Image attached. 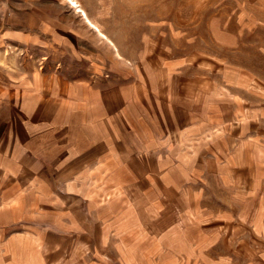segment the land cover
<instances>
[{
    "label": "crops",
    "instance_id": "crops-1",
    "mask_svg": "<svg viewBox=\"0 0 264 264\" xmlns=\"http://www.w3.org/2000/svg\"><path fill=\"white\" fill-rule=\"evenodd\" d=\"M71 2L80 7L75 0H0V250L11 251L9 258L0 257V264H99L80 261L85 244L100 264H106L102 233L96 236L91 229L84 230L89 242L81 236L66 242L60 227L67 212L79 216L88 185L109 184L116 177L114 171L127 172L135 163L154 169L170 163L169 200L186 201L177 182L185 187L202 180L214 166L209 163L230 168L228 138L250 141L264 134L254 125L253 115L247 127L209 129L211 119H218L214 113H208L209 120L206 116L217 103L210 75L181 79L179 88L153 84L147 94L148 79L115 86L92 79L108 71L118 73L110 69L121 67L100 55L89 37L71 28L63 14L67 3L74 8ZM78 12L86 25L96 28L84 10ZM78 73L86 76L70 77ZM158 121L165 127L162 132L156 130ZM238 143L234 159L242 154ZM164 152L168 157L154 161L146 157ZM234 159L233 169L239 172L233 178L230 209L220 205L216 209L220 207L221 214L203 215L224 214L237 221L217 228L211 237L205 229L202 233L207 236L200 243L204 248L233 244L231 249L225 247V253L217 249L216 264H240L245 257L246 264H264V179L249 171L257 164L250 168L246 158L238 163ZM243 196L249 208L239 203ZM48 208L55 210L54 215H44ZM43 219L48 222L44 232ZM31 224L36 225L28 228ZM19 225L24 226L14 230ZM75 226L80 231L79 221ZM169 229L174 233L176 227ZM225 230L229 235L221 236Z\"/></svg>",
    "mask_w": 264,
    "mask_h": 264
},
{
    "label": "rangeland",
    "instance_id": "rangeland-1",
    "mask_svg": "<svg viewBox=\"0 0 264 264\" xmlns=\"http://www.w3.org/2000/svg\"><path fill=\"white\" fill-rule=\"evenodd\" d=\"M75 1L79 8L71 2L74 8L67 3L63 11L71 28L89 37L99 47L100 55L111 57L121 67L110 69L118 73L108 71L93 75L92 79H102L114 86L148 79L150 83H144L147 94V88L153 84L179 88L181 79L210 75L216 84L217 103L214 111L206 110V116L209 120L208 113H214L218 119H211L209 129L224 127L226 132L228 125L234 129H239L240 124L247 127L248 119L253 115L257 119L254 125L264 133V0ZM80 9L86 12L96 28L85 24L78 12ZM109 64L107 61L105 66L110 68ZM75 76L86 75H70ZM161 108L164 114L165 106L161 105ZM237 115H240L237 121H225ZM164 118L166 115L162 116L163 123ZM157 123L156 130L162 132L165 127L161 122ZM239 140L242 154L234 159ZM247 141V137L228 138L231 158L230 164L226 165L229 169L209 163L214 166L202 180L185 187L177 182V191L183 189L186 201L174 203L169 200L167 174L172 172L170 163L156 169L135 163L127 172L114 171L118 178L113 176L109 184L101 185L97 181L88 185V191L84 192L87 198L81 202L79 216L68 212L64 215L60 227L65 230V241H78L81 236L89 242L82 235L84 230L91 229L96 236L102 233L106 248L101 255L108 259L106 264H216L217 249L221 248L225 253L233 244L228 246L223 242V245L204 248L200 241L207 235L202 232L208 229L211 237L217 228L220 231L237 220L225 217L223 213L217 217H205L203 213L221 214L220 207L216 209L220 205L225 210L230 209L233 178L239 172L233 169V159L238 163L246 158L251 162L250 168L257 164L249 171L262 174L261 179H264V169L260 168L264 167V134ZM146 157L154 161L168 157V153ZM175 172L178 176L184 174ZM241 198L242 208H249L246 197ZM44 211V215L48 212L49 216L55 213L51 208ZM33 220L41 222L40 218ZM74 221H79L80 231L73 227ZM42 222L45 223V228L41 229L44 232L48 222L46 219ZM23 226L14 227V230H21ZM170 227H176L174 233H169ZM228 235L225 230L221 236ZM85 245L80 261L100 264L94 250ZM6 248L0 250L1 258L4 255L9 258L11 251ZM69 254L72 255V251ZM247 259L242 258L240 264H246Z\"/></svg>",
    "mask_w": 264,
    "mask_h": 264
}]
</instances>
